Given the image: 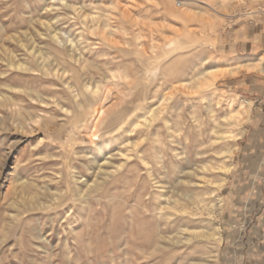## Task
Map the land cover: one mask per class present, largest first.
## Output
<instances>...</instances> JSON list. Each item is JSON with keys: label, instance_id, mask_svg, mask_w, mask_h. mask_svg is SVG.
<instances>
[{"label": "rangeland", "instance_id": "obj_1", "mask_svg": "<svg viewBox=\"0 0 264 264\" xmlns=\"http://www.w3.org/2000/svg\"><path fill=\"white\" fill-rule=\"evenodd\" d=\"M263 2L0 0V95L18 104L10 109L0 106V264H264V150L259 147L264 136L254 135L250 124L251 99L256 96L228 90L223 85L229 78L200 91L176 90L178 81L202 68V59L206 69L246 64L264 70V55L252 62L234 60L222 52L227 43L219 45V36L228 41L231 28L260 15ZM221 3L226 10L218 14L214 8ZM102 19L111 32L104 38L93 27ZM55 33L81 55L84 67L73 64L65 56L67 51L52 42ZM179 46L181 51L170 54ZM32 48L57 66L59 62L57 68L66 70L65 79L75 90L88 81L92 87L100 85L98 95L88 94L89 100L80 107L60 79L40 71L20 72L10 65L22 62L36 70L27 51ZM170 92L171 101L163 104ZM242 102L248 121L231 127L237 134L242 131V136L221 144L222 150H237L233 157L221 158L235 165L220 193L225 208L213 223L204 225L207 229L218 225L220 237L204 243L192 237L183 249L153 252L156 230L153 220L144 217L143 206L155 191L138 152L142 150L154 166L158 152L166 161L171 159V145L195 152L201 140H208L213 125L210 106L221 120ZM152 105L165 113L139 149L132 144L124 147L122 134L128 122ZM98 108L104 114L94 122ZM123 110L129 114H122ZM31 116L41 119L42 126L27 121ZM164 117L171 121V132ZM132 130L127 138L134 141L140 130ZM94 133L97 140L92 138ZM171 141L176 142L169 145ZM245 145H255L254 150H245ZM106 158L112 165L105 163ZM119 165L123 167L117 174L101 173ZM18 179L30 184L28 192L35 193L37 200H26L15 208L7 194ZM77 179L104 184L82 201L76 192L83 184ZM10 196L16 201L15 194Z\"/></svg>", "mask_w": 264, "mask_h": 264}, {"label": "bare ground", "instance_id": "obj_2", "mask_svg": "<svg viewBox=\"0 0 264 264\" xmlns=\"http://www.w3.org/2000/svg\"><path fill=\"white\" fill-rule=\"evenodd\" d=\"M185 4L188 5L189 2H186ZM221 4L219 8L217 9L214 8L216 13L218 14H220L221 9L226 10L225 9L226 5H224L223 3ZM259 14H264V2L262 4L261 9L259 10ZM94 20L95 18H91V22ZM93 27L94 28L96 27L95 31H99L102 35H104L103 38L110 35L111 33L110 30L108 29V23L106 21H103V19L100 24H98L97 26L93 25ZM90 29L91 27L88 30ZM51 40L56 46L60 48L62 47L64 48V50L67 51V53H65L67 55L65 56L73 64H76V65L78 64V66L80 65V67H84L85 60H83L81 55L74 50L73 46L72 48H70L71 46L68 44L69 45L68 47V45L66 44L67 42L66 43L64 42V40L62 39L59 33L53 34L51 36ZM69 43L72 44L71 41ZM173 45L174 43L171 46ZM182 49L183 48L180 46L176 47L175 51H172L170 54L181 51ZM27 51H30V55L32 56V58L34 59L36 63V66H37L35 67L36 70H33V67H30L26 63H22V62L20 63L11 62L10 65H12L13 68L16 67V69L20 70V72L21 71H24V72L40 71L42 75L43 74L51 75V77L60 79L62 83L70 90V92L74 93L73 97L75 98V100L77 101L80 107L84 105L83 104L84 101L89 100L88 94L92 96L95 94L98 95V92L101 89L100 85H96V86L94 85V87H92L91 84L88 83L89 81L84 82L80 86V89H79L80 92H79V90L78 91L75 90V87L71 82L65 79L66 70L57 68L59 66V62L57 63L58 64L57 66L56 63L54 61L52 62L48 57H46L44 53L38 50H35L33 48L31 50L28 49ZM205 62L206 61L202 59L201 60L202 68L196 67L193 73L187 79H181L180 81H178L177 86L178 85L179 86L178 87L175 86L176 90L177 89L184 90L186 88L188 89L192 88V89H195V91L196 90L200 91V90L205 89L206 87H210L214 85L219 79L232 78L240 74H244V73H260L261 72V74L264 75V70L261 71L259 65H252V66L249 65L248 66L245 64L243 66L236 67V69H228L227 67L229 66L223 67V66H218V65H212L211 67L206 69L204 67ZM155 75L156 74H153V76ZM185 83H189L190 85H185ZM10 89L13 90V88L11 87ZM172 94L173 93L170 92L167 97L163 98V104L164 102L168 104V102L171 101ZM27 95L32 100L35 99L32 94L28 93ZM16 105L18 104L14 102V100L11 97L0 95V106L2 107L6 106L8 107L7 109H10ZM232 105L233 103L230 102L229 107L232 108L233 107ZM127 109L128 108H126V110ZM242 109L244 110L241 111ZM163 110L164 108L162 109V107L160 106L158 108L157 107L154 108V106L152 105L148 108L147 111H144V112L141 111L142 114L138 115L137 113V115L134 116V119L128 122V125L122 134L124 135L123 137L125 138L121 141L122 142L121 144H123L124 147L131 146L129 144H132L135 148L139 149L142 146L143 142H145L147 134H150L151 129L152 130L154 129V126H155L154 122L160 119L161 114L164 112ZM208 111L210 114L209 116L211 117L210 119H212L213 125L209 131L208 140L206 142L201 140V143L198 145V147H195L196 148L195 152L186 153L185 151H179L178 149L172 148L174 146L171 145L172 146L170 147V151L172 155L171 159L166 161L162 153L158 152V156L156 157V166L152 164L150 159H148V156L146 157V155L144 154L142 150L138 152V159L140 160L142 165L145 166V169H146L149 186L155 191L154 193L150 195L148 199L149 202L145 206H143L144 207V217L146 219L150 218L153 220L154 222L153 227L156 230L155 231L156 232L155 234L156 243H155V246L154 244L152 245L154 246L153 252L164 251L168 249L169 247H171L172 249H183L185 246L189 244L192 237L195 239L201 240L203 243L205 241L213 242L215 239H218V237H220V231H219L218 225L216 226L215 229L214 228L207 229L206 227H204V225L213 223V221L216 220L218 216L221 215L224 206H223V200L221 198L220 193L223 190V188L226 186L229 175L235 169V165H233V163L227 162L226 160H221V158H225V159L229 157L231 158L236 154L237 150L234 147H231L227 150H222L221 144L224 141H230V140H235V139L238 140L241 138L243 132L241 131V133L237 134L234 130L231 129V127L233 126L241 127L242 124L248 121L249 113L247 112L244 102L240 103L238 109L236 110L230 109L229 112L226 113V115L223 116L221 120L215 117L216 115H214L215 111L213 107L210 106ZM124 112H126L125 114L127 113L129 114V112L124 111V110L122 114H124ZM103 114H104V111L98 108V110L96 111V115L94 116V122L96 121L97 118H100ZM27 121H32V123L36 125L37 127L42 126L41 119H38V118L34 119L33 116L28 118ZM117 121L118 120H115L116 123ZM163 121L165 122V126L167 127L168 131L171 132L172 126L170 125L171 124L170 119L164 117ZM222 122H224V124ZM95 125L96 123H93V125L90 126V129L92 132L95 130ZM132 128H137L138 131L140 130L138 132V135H139L138 138L134 141H131L130 139L127 138L129 137L130 133L134 132ZM20 129L21 128H19V130ZM144 129H147V131H144ZM159 133L160 132H158L157 135ZM92 138L93 140H97L98 133L92 134ZM170 139H173V138L171 137ZM162 141H158V143L163 144ZM175 142L176 141H171L169 145L174 144ZM177 142H179V144L181 143L179 139ZM185 144L187 143L185 142ZM211 154L212 156L210 157ZM226 154H229V157H227ZM103 156L105 155L103 154ZM122 156H125L126 159L129 158V155H125V153L122 154ZM105 163L108 165L109 164L112 165V163H110V161L107 158L105 159ZM100 167L101 165H98L99 169H101ZM122 167H123L122 165H119L118 167L114 168L115 169L114 171H107V172H101V173L104 174V176L109 177L111 174L116 173V172L118 173V171H121ZM76 181H78L79 183L81 182V184H83L82 187L78 185V189L76 192L77 197L82 201L87 200L86 198H87L88 193L91 194V192L92 193L95 192L96 189H98L100 186L104 184V181H93L91 184L83 180L80 181L79 179H77ZM17 183L18 184L14 188L12 187L13 190L10 189L11 191L8 190L9 192L6 190L8 192L7 198L10 197L8 200L10 201L11 206L18 208L19 205L23 204L26 200L30 202L32 201V203H34V201L37 200L36 199L37 195L35 193L29 194L28 191L30 189L29 187H31L30 184H28L27 182H23L22 180H19V182ZM92 187H94V189H92L89 192L88 190H90V188ZM11 193L16 195V201L13 199L11 200V196H10ZM57 196L58 195H56V197Z\"/></svg>", "mask_w": 264, "mask_h": 264}, {"label": "crops", "instance_id": "obj_3", "mask_svg": "<svg viewBox=\"0 0 264 264\" xmlns=\"http://www.w3.org/2000/svg\"><path fill=\"white\" fill-rule=\"evenodd\" d=\"M222 38L219 36V45L227 43V48L222 49V52L228 53L234 60H245L244 62H250L253 59L260 60V57L264 55V14L249 17L231 28L228 32V41L226 37L224 41ZM255 74L244 73L229 78L223 86L237 94L256 96L255 99H251L254 105L250 124L253 126L254 135L264 136V76ZM254 146L245 145L244 148L253 151ZM259 147L264 150V137L261 138Z\"/></svg>", "mask_w": 264, "mask_h": 264}]
</instances>
